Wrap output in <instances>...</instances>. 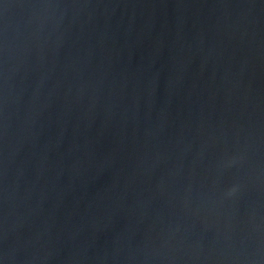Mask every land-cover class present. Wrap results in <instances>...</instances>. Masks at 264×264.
Listing matches in <instances>:
<instances>
[{
    "label": "water",
    "instance_id": "95a60500",
    "mask_svg": "<svg viewBox=\"0 0 264 264\" xmlns=\"http://www.w3.org/2000/svg\"><path fill=\"white\" fill-rule=\"evenodd\" d=\"M0 264H264V0H0Z\"/></svg>",
    "mask_w": 264,
    "mask_h": 264
}]
</instances>
